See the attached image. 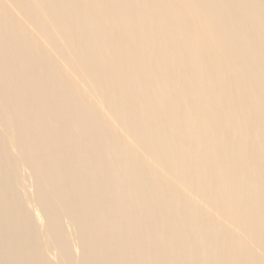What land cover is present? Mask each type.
Masks as SVG:
<instances>
[{
    "label": "bare ground",
    "instance_id": "obj_1",
    "mask_svg": "<svg viewBox=\"0 0 264 264\" xmlns=\"http://www.w3.org/2000/svg\"><path fill=\"white\" fill-rule=\"evenodd\" d=\"M0 264H264V0H0Z\"/></svg>",
    "mask_w": 264,
    "mask_h": 264
}]
</instances>
